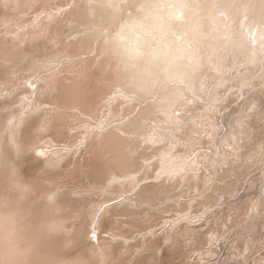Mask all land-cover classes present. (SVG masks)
<instances>
[{
  "label": "rangeland",
  "instance_id": "obj_1",
  "mask_svg": "<svg viewBox=\"0 0 264 264\" xmlns=\"http://www.w3.org/2000/svg\"><path fill=\"white\" fill-rule=\"evenodd\" d=\"M193 1L207 68L131 90L107 43L175 0H0V264H264V0Z\"/></svg>",
  "mask_w": 264,
  "mask_h": 264
},
{
  "label": "bare ground",
  "instance_id": "obj_2",
  "mask_svg": "<svg viewBox=\"0 0 264 264\" xmlns=\"http://www.w3.org/2000/svg\"><path fill=\"white\" fill-rule=\"evenodd\" d=\"M98 1L106 2L107 0ZM193 3V0H175L176 6H174L175 10L173 12H166L163 15L160 12H150L145 16V24H143L139 20H134V22L132 23H125L123 24V28L126 30V27H128L129 30H131L132 34H127V37L133 40L125 41L124 39H122L123 34L121 31L120 33L116 34L115 43H107L110 46L109 50H112V52H114V56L115 53L119 54L120 56V58L118 57L119 61H117L119 62V64L117 65H120L121 63L122 66L126 67V71L130 70L131 72L130 74V72L128 71L129 78H127L128 80H126L127 83L125 82L127 84V88L129 85L131 90L132 88L135 90L144 89V78H146L149 82L154 83L156 81L158 82L161 74H163L165 80L177 81L187 85L190 84L192 86V68L201 71H203L204 68H207V66L209 65L210 50L208 46L204 47L203 36L205 34L207 35L209 33H212L214 25L212 24V21L210 19L206 22L203 20L199 21L194 26V30L199 37V46L198 48H196V54L191 53L190 48H188L187 51L184 46L174 45L175 41L170 35L171 26L175 24V20H178L180 16L185 18L187 17L186 19L189 21V13L187 12V8H189ZM197 4H200L199 0H197ZM94 12L96 13L98 18L104 20L110 19L112 14V10H107L102 6L96 7L94 9ZM173 13L174 15H172ZM201 14L203 13L200 11L198 13V16H200ZM148 22H150L151 33L154 38L152 40L148 39L149 31L146 29V25L148 24ZM261 37L264 38V23L263 28L261 29V33H256V40L259 41ZM117 56L118 55H116V57ZM116 57H114V59H117ZM108 68L109 66L106 68V70ZM115 68L116 67H114V69ZM123 69L125 70V68ZM205 71H207V69ZM123 72L125 74V71ZM119 75L117 74L116 76ZM229 77L231 76L229 75Z\"/></svg>",
  "mask_w": 264,
  "mask_h": 264
}]
</instances>
